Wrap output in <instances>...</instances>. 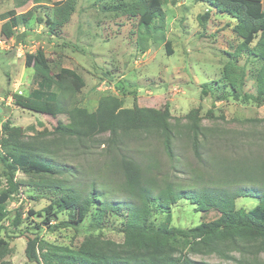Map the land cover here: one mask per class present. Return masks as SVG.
Listing matches in <instances>:
<instances>
[{
  "label": "rangeland",
  "instance_id": "rangeland-1",
  "mask_svg": "<svg viewBox=\"0 0 264 264\" xmlns=\"http://www.w3.org/2000/svg\"><path fill=\"white\" fill-rule=\"evenodd\" d=\"M57 2L59 0H43L41 5L49 8ZM34 6L36 4L29 2L16 11L24 13ZM13 7V0H0V14ZM205 8L210 10L194 0H184L181 5H171L169 0H164V40L158 38L162 35L159 28L154 30L149 26L144 30L137 26L136 19L106 12L95 0H76L74 14L59 38H54L43 23L37 22L43 18L44 9L40 8L35 9L25 29L16 30L19 34L25 31L21 43L16 45L13 40H4L0 36V107L3 108L0 125L8 120L15 126L30 127L25 134L26 141L34 140L35 146L36 141L41 142L44 158L57 165L74 167L71 169L77 173L73 177L16 173L18 190L8 203L9 215L1 232L10 251L0 259V264H28L24 256L25 236H38L46 243L68 248H75L90 239L123 242L124 236L118 232L119 221L112 216L109 220L104 219L108 223L103 224L102 230L90 227L93 224L91 217L77 230L60 228L51 231L45 225L39 230L34 229V224L45 218L50 220V225H55L66 220L69 213L55 210L53 200L57 196L53 191L49 193L42 189V184L54 187L56 181H74L76 177L80 181L84 173L85 182L96 183L98 193L103 195L101 200L110 201L122 196L118 170L110 168L113 157L117 158L119 154L152 163L155 166L152 176L158 187L170 183L179 186L178 190L213 186L220 179L217 174L220 167L229 168L227 161L248 154L264 156V105L258 107L231 98L222 99L212 108L214 117H205L216 96L228 95L229 90L222 88V69L228 61V53H234L239 44L226 26L232 20L225 15H214L205 29L198 25L197 16L206 12ZM165 42L169 43L168 48ZM38 49L45 54L53 73L67 68L84 80L85 86L80 92L69 96L70 109L81 107L92 112L103 95L122 98L127 108L132 104L156 109L168 105L173 131L171 152L164 149L162 139L152 132L129 133L116 138L109 133L88 139L63 136L54 131L55 119L16 107L11 95H27L36 88L28 58ZM168 50L172 54L167 55ZM237 64L247 72L244 91L254 94L253 75L260 64L245 55L237 58ZM207 88L208 95L203 96L201 89L206 91ZM56 90L54 87L53 91ZM197 107L202 118L196 138L186 115ZM196 140L200 158L195 157L192 146ZM230 179L226 186H235L237 183ZM6 188L5 180L0 178V192ZM256 202L255 198L242 197L236 200V206L250 210ZM18 210L23 222L16 228L11 225V220ZM28 210L38 212L39 216H28ZM171 215V225L182 229L217 217L214 211L197 212L187 200L173 205ZM237 249L224 255L197 253L190 257L207 264H264V244L241 245Z\"/></svg>",
  "mask_w": 264,
  "mask_h": 264
},
{
  "label": "trees",
  "instance_id": "trees-1",
  "mask_svg": "<svg viewBox=\"0 0 264 264\" xmlns=\"http://www.w3.org/2000/svg\"><path fill=\"white\" fill-rule=\"evenodd\" d=\"M43 0H13V8L0 14V36L4 40H13L18 45L25 37V31L16 33L20 27L28 26L35 9H44L43 18L37 19L48 28L49 34L59 38L62 29L68 24L75 11L76 0H59L53 7L43 8ZM176 5L180 0H169ZM206 4L207 10L197 16L202 29L214 15H225L232 21L227 23L234 36L239 40L234 53H228V61L222 69L223 89L228 95L216 96L212 106L206 111L207 119L213 118L212 108L222 99L264 105V10L262 0H194ZM36 4L24 13L16 9L28 3ZM106 12L122 15L128 19H136L137 26L148 29L158 28L164 40V22L166 13L163 10L164 0H95ZM168 48L169 43L165 42ZM172 54L167 51V55ZM245 55L255 59L260 65L255 71V93L245 92L247 72L237 64V58ZM36 79V88L27 95L13 94V104L23 110L49 116L56 120L54 131L60 135L77 139H88L104 133L116 138L129 133H153L162 139L164 149L170 153L172 149L173 131L170 124L169 106L162 109L124 107V100L112 95L99 98L96 109L89 112L85 108L70 109V97L85 86L84 80L75 71L61 68L53 73L45 54L38 49L35 55L28 58ZM109 74V73H108ZM56 91H53V88ZM201 89V94L207 96ZM65 93L68 96L65 97ZM3 109L2 107H0ZM3 113V111H2ZM1 115V114H0ZM191 122L193 134L200 133L199 107L191 109L186 115ZM30 127L15 126L6 120L0 125V178L5 180L7 188L0 192V259L9 253L8 243L1 237L3 222L8 217V203L13 200L19 184L15 181L16 173L26 175H63L75 176L74 167L55 164L44 158L45 149L41 150V142L26 141ZM196 158H200L197 140L192 143ZM264 154V152H263ZM113 157L110 168L118 170L117 176L122 181L121 194L118 199L101 200L96 183L85 182L84 178L74 181H56L57 185L42 184V189L55 193L53 206L56 211H69L67 219L50 225L48 218L34 224L39 230L45 225L51 231L72 228L77 230L81 223L91 217L93 230H102L104 219L109 216L118 219V232L122 233V243L108 240L90 239L75 248L58 247L46 243L38 236H25L24 256L28 264H207L197 262L190 254L224 255L238 250L241 245L249 247L256 243L264 244V156L245 155L240 159L227 161L226 170L220 167L217 171L219 180L213 186L186 188L166 183L158 187L152 176L155 166L142 163L123 154ZM220 165L221 162H219ZM222 168L224 170L222 171ZM228 171V172H227ZM82 173V172H81ZM232 178L230 179L229 177ZM69 178V177H68ZM102 179V178H101ZM232 180L233 187L227 180ZM52 183V182H50ZM117 189V184H114ZM255 198L257 202L250 210L237 208L238 198ZM100 198V199H99ZM180 200H187L200 213L214 211L217 217L197 226L182 229L171 225V207ZM28 216L38 212L27 211ZM109 220V219H108ZM21 212L18 210L11 220V225L22 224Z\"/></svg>",
  "mask_w": 264,
  "mask_h": 264
},
{
  "label": "crops",
  "instance_id": "crops-1",
  "mask_svg": "<svg viewBox=\"0 0 264 264\" xmlns=\"http://www.w3.org/2000/svg\"><path fill=\"white\" fill-rule=\"evenodd\" d=\"M183 1H184V0H180V2H179L178 4H180V5H181V4L183 3ZM190 1H192V2H193V0H190ZM263 1H264V0H262V1H261L262 7H263ZM195 3H196V2H195ZM205 5H206V4H205ZM206 6H207V5H206ZM207 7H208V6H207ZM205 9H206V11H207V8H205ZM262 9L264 10V8H262ZM2 111H3V110H2V109H0V114H2Z\"/></svg>",
  "mask_w": 264,
  "mask_h": 264
}]
</instances>
